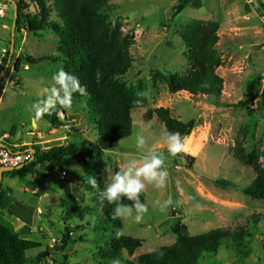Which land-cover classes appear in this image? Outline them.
<instances>
[{
  "label": "rangeland",
  "instance_id": "374dc122",
  "mask_svg": "<svg viewBox=\"0 0 264 264\" xmlns=\"http://www.w3.org/2000/svg\"><path fill=\"white\" fill-rule=\"evenodd\" d=\"M176 2L112 0L105 7L104 13L112 27H119L134 39L130 48L132 67L122 80L128 86L142 84L146 89L147 105L132 112L131 136L121 140L115 150L105 152L100 163L89 160V157L81 163L71 157L64 158L61 165L66 176L59 180L54 178L49 184L56 190L48 196V204H52L38 203L36 221L49 223L54 236L51 239L58 249L64 230L65 192L92 208L96 192L95 188L91 191L89 177L96 179L98 175L106 187L115 167L121 170L130 160H141L144 152L151 149L165 156L168 185L164 189H155L151 185L146 188L144 194L149 212L142 222L120 218L122 229L116 235L142 242V247L132 255L124 252L123 259L134 260L139 255L172 245L175 236L171 228L176 222L182 224L190 236L215 229L247 228L248 258L241 259L229 247L223 246L216 256L205 255L198 264H264L263 224L260 222L257 226L253 223L255 218H264V201L251 200L242 193L241 190L251 183L252 173L232 156L238 140L246 152L256 150L260 153L264 169V0H192L172 18V7ZM0 4L7 8L5 17L0 18V45L7 47L10 55L13 6L6 1H0ZM51 20H56L55 13H52ZM192 20L215 21L220 26L218 52L222 66L216 73L223 80V90L216 103L214 98L202 95L192 97L184 92L172 95L167 91L168 74L186 76L188 73L185 45L178 31ZM57 45L52 33L43 32L41 37L35 38L28 35L24 27L19 31L15 28L13 57L20 53L18 59L21 63L9 79L8 71L0 79V132L11 136V142L20 152L29 147L24 144L34 141V133L45 134L47 129L50 132L56 130L49 137L41 138L43 141L52 140L49 144L52 148L70 143L85 153L95 143L97 129L93 120L96 119L88 115L87 96L76 95L71 110L60 107L53 110L62 123L59 128L48 127V122L35 117L31 110L34 103L44 98L43 89L51 85L55 72L64 68L61 61L42 60L56 57ZM26 57L40 61L28 64ZM155 73H160L163 80L153 86ZM240 102L246 105L234 106ZM160 107L169 109L171 115L181 122H196L192 133L184 139L186 150L176 156L167 153L163 125L155 118L147 120L144 117L147 110ZM66 125L70 126L68 130ZM137 135L146 141L143 149L136 147ZM69 136L65 142L64 138ZM188 156L195 160L192 167L186 159ZM5 184L3 180L4 192ZM169 197L173 199V205L167 212H161L155 201ZM29 199L38 200L32 196ZM7 219V216L0 219V223L6 224ZM71 238L70 246L57 256L51 252L54 249H47L49 260L45 258L44 264H60L64 259L68 264H95L96 250L103 246L99 233L92 232V229L73 230ZM42 250L29 251L26 255L33 257ZM124 260L118 264H124Z\"/></svg>",
  "mask_w": 264,
  "mask_h": 264
},
{
  "label": "trees",
  "instance_id": "16d2710c",
  "mask_svg": "<svg viewBox=\"0 0 264 264\" xmlns=\"http://www.w3.org/2000/svg\"><path fill=\"white\" fill-rule=\"evenodd\" d=\"M16 4L18 18L16 29L25 28L28 35L41 37L43 32L52 33L57 40L56 57L42 60L61 61L64 70L76 75L87 89L89 117L92 115L97 135L91 149L85 153L78 151L75 145L53 147L41 151L32 147L34 158L12 174L18 177L29 174L36 166L47 165L62 171L64 158L71 157L78 163L89 160L101 162L105 152L117 148L121 140L132 134V117L134 110L145 108L147 105L146 89L142 84L128 86L122 79L132 67L133 59L130 48L134 39L124 34L119 27H112L105 7L112 0H11ZM192 0H177L172 7V18L180 14ZM264 11V7H262ZM55 13L56 20H51ZM219 23L215 21L192 20L180 31L178 36L185 45V61L188 66L186 76L168 74L166 86L168 93L175 95L184 92L192 97L200 95L214 98L215 103L220 99L223 90V80L216 71L222 66L218 52ZM8 59V58H7ZM7 59L4 65L7 63ZM28 64L40 60L25 58ZM21 60L17 59L14 70L17 71ZM160 73L152 76L153 86L162 81ZM246 103H237L243 107ZM144 117L147 120L155 118L161 123L166 132H179L183 139L188 137L196 122L186 123L175 119L167 108L147 110ZM42 119L52 128L62 127L56 114H46ZM243 133V130H241ZM232 156L238 164L252 173L251 183L242 189V193L251 200L264 201V169L260 162V153L256 150L246 152L242 143L236 140ZM192 167L194 158L186 157ZM177 166V165H176ZM120 171L114 168V173ZM97 185L90 187L96 192L92 200L93 207L79 203L68 191L65 192V205L62 210L63 233L59 248L51 251L54 256L64 252L73 242V230L83 231L92 229L103 238V246L96 250L95 264H114L122 261L123 253L132 255L142 247V242L131 237L116 235L121 229V219L114 218L115 204H109L101 197L105 188L99 176L96 175ZM3 192H0V209L7 206ZM141 199L146 203L143 193ZM124 203H131L124 200ZM263 224L264 218L254 219V225ZM175 242L170 246L139 255L134 260H124V264H198L205 255L216 256L220 248L227 246L241 259L249 257V233L246 227L233 231L215 229L203 234L190 236L185 227L176 223L171 228ZM35 242L21 238L9 223H0V264H27L26 253L39 249ZM47 250V249H46ZM44 251L38 257V263H43L49 252ZM56 260V259H55ZM55 263V261H54ZM60 264H68L66 259Z\"/></svg>",
  "mask_w": 264,
  "mask_h": 264
},
{
  "label": "clouds",
  "instance_id": "9594fccd",
  "mask_svg": "<svg viewBox=\"0 0 264 264\" xmlns=\"http://www.w3.org/2000/svg\"><path fill=\"white\" fill-rule=\"evenodd\" d=\"M52 81L50 86H45L43 89L44 98L31 106L35 117L42 118L58 107L71 110L76 95L86 96L88 94L80 79L63 68L55 72ZM164 143L170 156H176L186 150L184 139L179 132H166ZM145 144L144 137L137 135L136 147L143 149ZM168 180L169 172L165 167L164 154L149 149L144 152L141 160H130L123 169L115 172L111 177V182L101 192V197L109 204L116 205L113 210L114 218L134 219L139 223L149 212V206L142 201L141 195L149 185L155 189L166 188ZM89 184L95 187L96 179L90 176ZM124 200L131 203H124ZM173 203L171 197L163 201H155L161 212H167ZM176 203L179 202L176 201Z\"/></svg>",
  "mask_w": 264,
  "mask_h": 264
},
{
  "label": "crops",
  "instance_id": "0c3cea01",
  "mask_svg": "<svg viewBox=\"0 0 264 264\" xmlns=\"http://www.w3.org/2000/svg\"><path fill=\"white\" fill-rule=\"evenodd\" d=\"M4 1V0H0ZM7 2V1H6ZM19 54L17 53L13 57V49H10V57L7 59L6 65L3 66L2 74L0 75V79L5 73L8 71V79L12 76L16 71L14 70V65L19 58ZM21 60V59H19ZM12 66V67H11ZM15 71V72H14ZM48 127H51L48 123ZM47 127V128H48ZM52 128V127H51ZM56 131L52 130L51 132ZM49 129L45 134L42 133H34L35 139L33 142L28 144H24L29 146L25 151H29L31 153L32 147H37L41 151H47L52 147L49 146L52 140L43 141L44 136H48L51 134ZM14 134V132H13ZM11 136L9 137L7 134H3L0 132V145H4L5 148H9L11 150H17L15 143L11 142ZM69 137H65V142L69 140ZM23 147V146H21ZM24 151V152H25ZM32 155V154H31ZM32 157L30 162L32 161ZM23 167V165H22ZM22 167L14 168V170H9L10 167L0 168V192H3L4 201H7V206L4 209H0V219H4L7 216V223L11 225L13 230L23 239L35 242L39 244L42 249L39 253H37L33 257H27V264H39L38 257L41 253H43L46 249H54L56 251V246L53 244V234L52 231L49 230V223L46 221L45 224L43 222L36 221V214H39V208L37 207L38 203L43 201V204H48V196L53 194L56 190L52 187H49V184H52L54 178L59 180V172L55 168L48 169L47 165L36 166L33 168V171L29 174H24L20 177L12 174L15 170H19ZM49 167V166H48ZM63 168V166L61 165ZM64 169V168H63ZM51 170V171H50ZM64 171V170H62ZM5 180V192L2 191V181ZM32 196L34 198H38V200H31L29 197ZM52 204V203H51ZM50 204V205H51ZM34 205V207H32ZM35 211V212H34ZM34 215V219L32 216ZM34 220V221H33ZM47 261L49 260L46 258ZM45 259V260H46ZM56 259V258H55ZM42 264V263H41ZM44 264V262H43Z\"/></svg>",
  "mask_w": 264,
  "mask_h": 264
},
{
  "label": "built area",
  "instance_id": "2783aa9c",
  "mask_svg": "<svg viewBox=\"0 0 264 264\" xmlns=\"http://www.w3.org/2000/svg\"><path fill=\"white\" fill-rule=\"evenodd\" d=\"M6 5L0 4V18L5 17ZM9 49L0 45V75L2 74V69L4 62L9 58ZM69 125H66L65 129L68 130ZM31 153L29 151L20 152L18 150H11L9 148H0V168L12 167L17 168L24 165L31 160ZM66 176L65 171L59 173V178L64 179Z\"/></svg>",
  "mask_w": 264,
  "mask_h": 264
},
{
  "label": "water",
  "instance_id": "95a60500",
  "mask_svg": "<svg viewBox=\"0 0 264 264\" xmlns=\"http://www.w3.org/2000/svg\"><path fill=\"white\" fill-rule=\"evenodd\" d=\"M4 1L9 2L13 6V26H12V33H11V37H12L11 51H12V49H13V38H14L16 22H17V18H18V13H17L16 4L14 2H12L11 0H4ZM0 148H5V146L4 145H0ZM31 154H32V159H33L34 158V151L31 150ZM20 167H22V166H20ZM9 170H14V168L10 167Z\"/></svg>",
  "mask_w": 264,
  "mask_h": 264
}]
</instances>
